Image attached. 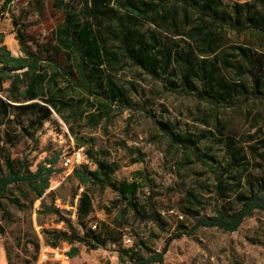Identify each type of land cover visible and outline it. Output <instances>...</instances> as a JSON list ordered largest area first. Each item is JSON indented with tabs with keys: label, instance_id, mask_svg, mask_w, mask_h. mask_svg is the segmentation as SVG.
<instances>
[{
	"label": "rangeland",
	"instance_id": "rangeland-1",
	"mask_svg": "<svg viewBox=\"0 0 264 264\" xmlns=\"http://www.w3.org/2000/svg\"><path fill=\"white\" fill-rule=\"evenodd\" d=\"M62 1L65 4L73 2V12L81 15L83 7L76 0ZM152 1L157 0H146ZM223 2L230 7L235 2L245 3L247 0ZM3 5L4 0H0V9ZM53 7L54 0H15L0 15V32L14 36L9 39L10 45L13 43L18 55L24 56L17 41V31L22 29L25 43L31 52L44 60V63L56 61L73 78L79 79L75 56L69 59L64 52L55 55L54 47L58 44L55 31L64 21V12ZM192 21V25H197L195 14ZM140 30L146 35L156 31L162 38L160 50L169 45L173 46V50L183 51L187 43H192L185 34L173 38L170 33L162 34L161 30L146 23L140 26ZM212 30L222 36L224 49L221 55L227 60H231V46L236 45L264 55V34L260 32L238 34L219 26ZM106 50L122 59L121 68L112 70L105 67V70L128 90L133 99V107L114 109L97 128L88 120L77 122L69 112L65 118L54 113L51 121L46 122L33 139L24 136L19 124L13 120L0 128V169L7 158H12L26 159L32 171H35L40 164H46L55 154H60L55 168L62 171L61 174L53 175L51 187L42 199L37 200L26 184L10 187L8 196L19 198L25 205L23 210L12 206L9 197L0 199V227L4 228V233H0V264H120L118 256L122 249L142 251L145 257L152 254V251L161 252L167 239L182 230L181 225L191 228L197 223V211L200 216H212L216 206L215 177L208 168L197 162L194 154L172 146L169 138L156 126L155 119L175 125L176 130L182 133H205L206 137L200 141V151L215 157L221 167L232 166L234 151L241 149L249 165L232 169L231 175L237 180L227 181L233 190L231 200L238 192H247L252 186L257 189L264 184V101L238 98L232 106L221 105L217 109L218 124L215 118L208 117L211 107L207 102H200L193 96L177 95L167 88L168 80L177 79L173 73H170L168 79L166 76L162 80L151 77L132 66L113 40L109 39ZM223 75L229 82L250 84L246 77L237 75L232 68L226 70L223 66ZM61 85L65 88L67 83L62 81ZM7 87L9 83L3 88ZM0 96H3L2 93ZM88 105L86 102L83 107L87 108ZM86 110L88 113L98 112L94 107ZM31 117V114H25L21 121L25 125ZM74 129L84 139L93 138L96 149L106 154L104 158L119 165L118 172L111 177L112 181L126 180L131 183L137 179V173L141 174L139 202L147 208L156 202L166 226L144 222L133 215L120 219L119 210L122 206L108 214L107 209L118 199L117 195L109 189L102 191L81 185L72 175L83 164L96 169L85 158V151L81 165L67 169L63 164L65 157L83 149L77 148ZM6 131L15 137V145L3 140ZM229 138L236 141L232 147L228 146ZM122 143L132 149H141L146 154L143 162L133 164L126 150L119 146ZM20 190L26 192L28 198L21 197ZM84 193L91 196L93 203L92 213L85 221H89V225H96V230L102 224H107L117 231L118 243H109L98 250L68 243L51 247L47 232L68 229L64 223L59 222V215L45 210L58 209L61 216L71 219L75 225L78 220V195ZM192 196H196L201 203ZM227 201H221L220 206ZM74 246L80 249V253L72 258L69 252ZM48 247L51 249L46 252L47 257H43ZM164 264H264V214L254 213L234 233L201 227L191 237L174 240L170 243Z\"/></svg>",
	"mask_w": 264,
	"mask_h": 264
},
{
	"label": "trees",
	"instance_id": "trees-1",
	"mask_svg": "<svg viewBox=\"0 0 264 264\" xmlns=\"http://www.w3.org/2000/svg\"><path fill=\"white\" fill-rule=\"evenodd\" d=\"M14 1L4 0L0 15ZM76 1L83 7L81 15L73 12V2L65 4L62 0H54L53 8L64 12V21L55 31L58 44L55 45L54 52L55 55L59 52L67 53L69 59L75 56L79 79L73 78L56 61L44 63V60L31 52L25 43L26 37L22 29L17 31V41L25 54L23 57H14L8 47L3 45L5 37L0 34V93L3 95L0 96V128L13 120L19 124L24 136L33 139L37 131L51 121L54 113L65 118V114L69 112L77 122L88 120L97 128L114 109L133 107V99L128 90L105 70V67L115 70L122 66V59L106 50L109 39L123 51L125 59L132 66L151 77L161 79L166 76L168 79L170 73H173L177 79L168 80L167 88L177 95L193 96L200 102H207L211 107L208 117L215 118L218 124L217 109L221 105L232 106L238 98L264 101V55L236 45L231 46V60H227L221 55L224 49L222 36L212 30L219 26L238 34L248 31L264 34V0L235 2L230 7L223 0ZM193 14L197 25H192ZM145 23L155 26L162 34L170 33L173 38L185 34L192 43H187V48L183 51L173 50V46L169 45L160 50V35L154 30L148 35L140 30V26ZM223 66L226 70L232 68L237 75L246 77L250 84L227 81L223 75ZM62 81L67 83L65 88L61 85ZM6 83L10 86L4 89ZM86 102L89 103L87 108L94 107L98 112L88 113L87 108L83 107ZM25 114H31L32 117L24 125L21 119ZM154 121L164 136L169 138L172 146L194 154L197 162L208 168L215 177L216 206L212 216H200L197 211V223L191 228L181 225L182 230L167 239L161 252L152 251V254L145 257L142 251L122 249L118 256L120 264H164L172 241L184 236L191 237L201 227L234 233L254 213L264 214V184L257 189L252 186L247 192H238L231 200L233 190L227 185H231L227 181L237 180L231 175L232 169L249 165L248 158L241 149L234 151L233 167L230 165L231 167L224 168L215 157L200 151V141L206 137L205 133H182L169 122L157 119ZM73 132L77 136V148L84 149L85 158L96 169L83 164L72 175L81 185L102 191L109 189L117 195L118 199L107 209L108 214L122 206L119 210L120 219L133 215L141 221L166 226L156 202L149 204V208L139 202L141 174L137 173V179L131 183L126 180L112 181L111 177L118 172L119 165L104 158L106 154L96 149L93 138L80 137L76 129ZM5 139L12 145L17 143L10 131H6L3 136L4 141ZM234 142L233 138H229L228 146L232 147ZM119 146L126 150L133 164L143 162L146 154L141 149L129 148L125 143ZM59 159L60 154H55L46 164L42 163L37 170L32 171V166L26 159L7 158L0 169V199L8 198L10 187L19 184H26L37 200L44 198L51 187L53 175L62 173L61 169L55 168ZM20 196L28 198L27 193L22 190ZM192 197L200 202L196 196ZM8 199L12 206L22 210L25 208L19 198ZM225 200H228L227 203H221L220 206V202ZM78 201V220L75 225L71 219L61 216L60 210H45L59 215V222L64 223L68 229L48 231L46 236L51 246L57 247L60 243L80 244L88 249L98 250L109 243L117 244V231L113 228L102 224L96 230V225L94 228L89 225V221H85L92 213L91 196L88 193L78 195ZM0 233H4V228L0 227ZM79 253L80 249L74 246L69 256L73 258Z\"/></svg>",
	"mask_w": 264,
	"mask_h": 264
},
{
	"label": "built area",
	"instance_id": "built-area-1",
	"mask_svg": "<svg viewBox=\"0 0 264 264\" xmlns=\"http://www.w3.org/2000/svg\"><path fill=\"white\" fill-rule=\"evenodd\" d=\"M83 160H84V149H81L78 152H76L75 154H73L72 156L65 157L63 159V164H64L65 168L70 169L71 167H74L76 165L77 166L81 165ZM82 191H83V189H81V192ZM94 228H96V227L94 226ZM50 249H51L50 247L45 249V252L43 253V257H47L46 252H49Z\"/></svg>",
	"mask_w": 264,
	"mask_h": 264
},
{
	"label": "crops",
	"instance_id": "crops-1",
	"mask_svg": "<svg viewBox=\"0 0 264 264\" xmlns=\"http://www.w3.org/2000/svg\"><path fill=\"white\" fill-rule=\"evenodd\" d=\"M0 34H3L4 35V43H3V45H6L7 47H8V49L12 52V54H13V56L14 57H23V56H19L18 55V53H17V51L15 50V45L13 44V43H11L12 45H10V38H15L14 36H12V35H10V34H8V33H6V32H0ZM15 40V39H14ZM15 42H16V40H15ZM16 44V46H18V44L17 43H15ZM14 47V48H13ZM14 49V50H13ZM9 86H10V84H9Z\"/></svg>",
	"mask_w": 264,
	"mask_h": 264
}]
</instances>
